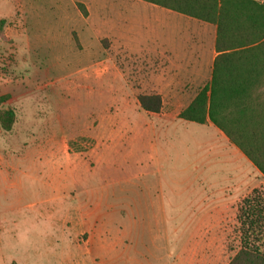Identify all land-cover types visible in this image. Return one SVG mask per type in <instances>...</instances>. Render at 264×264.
I'll return each instance as SVG.
<instances>
[{
    "label": "rangeland",
    "instance_id": "obj_1",
    "mask_svg": "<svg viewBox=\"0 0 264 264\" xmlns=\"http://www.w3.org/2000/svg\"><path fill=\"white\" fill-rule=\"evenodd\" d=\"M119 1L0 0V264H228L243 245L234 216L215 233L207 217L171 232L182 220L171 204L195 195L186 180L211 167L212 150L199 124L177 116L195 90L163 91L160 113L141 107L139 94L158 92L138 50L155 34L153 7L132 3L144 32L125 48L110 39L122 34L109 19ZM149 163L166 212L128 216L136 187L122 180ZM255 243L263 249L264 234Z\"/></svg>",
    "mask_w": 264,
    "mask_h": 264
},
{
    "label": "crops",
    "instance_id": "obj_2",
    "mask_svg": "<svg viewBox=\"0 0 264 264\" xmlns=\"http://www.w3.org/2000/svg\"><path fill=\"white\" fill-rule=\"evenodd\" d=\"M135 1L120 0L114 3L116 9L110 13L109 17L111 20L116 18L121 22V35L124 37L118 35L110 39L123 43L125 48L131 46L128 44L130 40H126L128 34L131 36L144 32L136 26L135 15L132 12L135 6L132 3ZM256 1L262 2L263 0ZM151 4L154 24L153 27L150 25L147 28L150 33L155 31V34L148 39L147 44H140L138 49L142 57L150 59L152 73L156 75L158 81L156 86L158 92L148 94L158 93L162 96L163 91L176 90L178 96L182 98L185 91L195 90L196 92L188 101L174 100L172 102V104H177L179 101L178 104L181 106L179 114L197 92L212 81L214 74L219 73L222 75V85L226 88L221 98L228 106L264 105V51H242L240 49L243 47L228 46L231 42L230 29L227 32L223 31L219 36L217 23ZM86 10L87 14L81 15L85 19H90L93 14L90 4L86 5ZM57 16L60 15L57 14ZM235 18V15H227L229 22ZM161 31L163 36L160 35ZM218 43L221 48H218ZM218 61L219 65L216 64ZM228 111L236 125L228 122L231 123L230 126L232 125L233 133L238 135L244 131L237 126L239 112L234 108ZM197 124L200 129L204 130L202 136L206 138V141L203 147L208 150L211 148L213 162L211 167L202 166L203 172L198 173V177L186 180L190 183L189 186L194 187L192 190L196 192L195 195L187 192L186 197H179L175 204H171L169 212H174L175 217L183 220L178 225L176 224L171 232L183 234L186 227L185 218L204 219L207 217L213 219L211 229L215 233L220 231V219L234 216L241 226L242 233L264 234V193L261 189L264 187V173L212 121L208 119L206 123ZM148 128L161 135L154 125L151 124ZM141 167L142 170L134 173V177L122 180L124 184H132L136 187L131 199L135 206L128 216L141 219L162 218L166 212V205L165 198L159 191L162 181L157 179L158 171L150 163L145 166L141 164ZM210 169L212 171L209 173V175L212 174L211 180H209L210 176H207L208 173H204ZM123 174L125 176V172ZM255 189H260L261 192L254 198L252 193ZM144 200H149V204L142 205ZM252 219H259V222L252 223ZM194 227L197 233H205L204 222Z\"/></svg>",
    "mask_w": 264,
    "mask_h": 264
},
{
    "label": "trees",
    "instance_id": "obj_3",
    "mask_svg": "<svg viewBox=\"0 0 264 264\" xmlns=\"http://www.w3.org/2000/svg\"><path fill=\"white\" fill-rule=\"evenodd\" d=\"M145 1L217 23L219 36L223 31L227 32L230 29L231 42L228 46L243 47L240 49L242 51H264V0L262 2L256 0ZM82 12L84 15L87 14L86 7L82 8ZM228 14L235 15V20L229 22ZM218 48H221L219 43ZM216 64L219 65V61ZM221 77L219 73L214 74L212 81L197 92L191 102L180 111L178 117L200 124L206 123L209 119L220 127L264 173V105L228 106L221 98L226 91ZM138 99L141 107L146 111L158 113L163 108V99L158 93H141ZM230 108L239 112L237 126L244 131L237 132L238 135L233 133L232 125L235 123L229 114ZM228 121L232 122L231 126ZM260 192V189H255L252 195L255 198ZM256 222H259V219H252V223ZM261 235V233L244 232L243 245L228 264H264V248L255 243L261 239Z\"/></svg>",
    "mask_w": 264,
    "mask_h": 264
}]
</instances>
